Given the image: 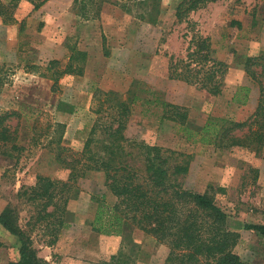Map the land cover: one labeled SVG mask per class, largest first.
Instances as JSON below:
<instances>
[{
  "label": "rangeland",
  "instance_id": "rangeland-1",
  "mask_svg": "<svg viewBox=\"0 0 264 264\" xmlns=\"http://www.w3.org/2000/svg\"><path fill=\"white\" fill-rule=\"evenodd\" d=\"M180 1L47 0L33 9L30 1L19 0L14 21L6 22L0 15V113L17 111L5 122L15 130L20 146L0 149V213H11L47 264H102L121 245V236L92 229L96 205L101 203L98 197L105 194L95 190H106L103 171H88L75 179V194L68 202L73 220L53 244L46 243L45 221L35 223L38 201L18 193L20 185L32 184L37 173L71 181L68 166L77 163L73 158L80 154L94 120L97 116L101 123L109 120L103 92L112 90L121 99L131 98L133 92L138 95L124 135L171 147L180 153L178 158L188 159L189 170L179 181L198 191L210 185L215 202L228 214L229 227L240 234L234 251L250 264H264V236L245 227L248 222H264V147L225 149L187 140L171 119L160 117L159 102L187 106L188 120L197 126L210 116L248 117L257 106L259 85L241 60L264 52V0H211L178 19L175 7ZM193 30L208 35L216 55L227 59L217 95L167 77L170 55L186 54ZM72 47L87 53L82 74L59 72L52 87V70L65 66ZM51 59L56 61L49 63ZM240 85L249 87L246 103L232 100ZM59 134L67 164L56 159L54 140ZM93 137L94 148L99 149L105 138L98 128ZM107 194L104 200L113 202L115 196ZM131 234L137 242L132 252L135 264H163L166 244L139 228ZM0 242V264L16 260L20 241L2 222Z\"/></svg>",
  "mask_w": 264,
  "mask_h": 264
},
{
  "label": "trees",
  "instance_id": "trees-1",
  "mask_svg": "<svg viewBox=\"0 0 264 264\" xmlns=\"http://www.w3.org/2000/svg\"><path fill=\"white\" fill-rule=\"evenodd\" d=\"M18 1L0 0V15L3 20H15L13 10ZM28 1L32 3L33 9H37L47 0ZM208 1L211 0H181L175 7V15L180 19L188 11ZM230 22L239 25L238 21ZM187 44L184 56L170 55L167 77L197 84L212 95L219 94L222 91L227 59L219 58L210 37L197 30L192 31ZM232 51L236 52L234 49ZM86 56L85 50L72 47L65 66L52 70L51 86L55 85L59 72L82 74ZM74 59L79 61L75 63ZM55 61L56 59H51L49 63ZM241 63L245 72L259 85L257 106L248 117L235 120L227 116H210L202 125L197 126L189 122L187 106L170 100H159L163 107L160 117L171 119L176 131L187 140L211 143L225 149L238 146L259 151L264 147V52L245 55ZM253 65L259 66V69L255 70ZM241 90L243 94H239ZM248 90V86L240 85L232 100L246 103ZM114 92H103L107 96L104 101L109 103V120L101 123V116L94 120L80 154L73 158L77 163L72 161L68 166L71 168L68 172V179L71 181L53 179L37 173L32 184L20 185L19 195L30 201H38L34 218L35 223L45 221L44 234L49 235L46 243L53 244L60 231L73 220L68 202L75 194L72 190L75 179L84 176L88 171L96 170L103 171L104 184L115 198L113 202H106L105 194L98 197L101 198V203L96 205L92 229L107 235L121 236L119 248L103 259L102 264H135L132 252L136 250L137 242L131 232L136 228L167 245L168 251L163 264H250L234 251L240 234L229 227L228 214L215 202L211 186L198 191L184 187L179 181L178 177L189 170V160L178 158L180 153L171 147L128 139L124 135L133 101L138 95L133 92L127 100L116 98ZM100 110L99 108L97 111ZM15 113L17 111L0 113L2 151L7 146L20 149L15 130L5 122ZM97 128L105 138L101 140L99 149H95L92 143ZM240 130L242 131L239 133ZM59 137L60 134L54 140L57 148L56 159L67 164L68 161L61 153L65 147L60 144ZM0 222L20 241L17 259L8 261L7 264H47V260L38 255L33 247L30 236L19 228L8 210L1 211ZM245 227L264 236V222H248Z\"/></svg>",
  "mask_w": 264,
  "mask_h": 264
},
{
  "label": "crops",
  "instance_id": "crops-1",
  "mask_svg": "<svg viewBox=\"0 0 264 264\" xmlns=\"http://www.w3.org/2000/svg\"><path fill=\"white\" fill-rule=\"evenodd\" d=\"M100 172V171H99ZM85 176H87V174L85 175ZM95 191H101V193H105V194H107L108 192H109V190L107 189V187H106V190H105V188H102V189H98V190H95ZM108 191V192H107ZM110 193V192H109ZM108 195H111V196H113L111 193L110 194H107L106 195V197L108 196ZM70 226V225H69ZM68 226V227H69ZM98 264H100V263H98Z\"/></svg>",
  "mask_w": 264,
  "mask_h": 264
}]
</instances>
